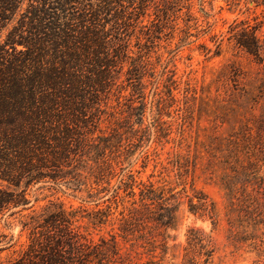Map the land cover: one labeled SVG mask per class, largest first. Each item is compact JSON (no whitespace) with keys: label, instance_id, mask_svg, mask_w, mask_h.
Returning <instances> with one entry per match:
<instances>
[{"label":"trees","instance_id":"obj_1","mask_svg":"<svg viewBox=\"0 0 264 264\" xmlns=\"http://www.w3.org/2000/svg\"><path fill=\"white\" fill-rule=\"evenodd\" d=\"M197 3L204 7L209 1L0 0V221L20 216L19 240L25 238L11 246L17 247L16 256L0 264L118 263L116 238L93 240L83 223L87 217L64 204L29 207L27 192L47 182L57 192L90 191L114 171L113 162L129 154L127 140L133 147L141 141L147 114L154 118L157 140L168 137L162 120L174 106L166 99L176 98L177 80L171 60L164 67L157 57L166 36L179 32L176 19L182 13L192 18ZM235 24L231 38L260 59L257 30ZM193 27L186 25L180 42L193 37L191 31L198 29ZM263 128L224 143L218 157L230 235L256 253L255 264H264ZM177 165L184 168L182 157ZM136 184L127 188L133 196ZM192 191L186 196L189 211L216 224L215 205ZM141 197L148 219L165 229L173 226L178 210L169 206L164 191L150 185ZM89 218L92 226L104 224ZM125 222L127 234L142 221L136 214ZM190 242L205 247L204 239ZM147 246L151 253L158 248L154 241ZM160 246L165 254L171 249L166 239ZM209 257L202 262L187 253L172 264H207Z\"/></svg>","mask_w":264,"mask_h":264},{"label":"rangeland","instance_id":"obj_2","mask_svg":"<svg viewBox=\"0 0 264 264\" xmlns=\"http://www.w3.org/2000/svg\"><path fill=\"white\" fill-rule=\"evenodd\" d=\"M208 1L204 7L198 3L194 6L192 18L180 14L175 21L179 32L166 36L159 48L161 55L157 61L164 62L165 67L171 60L169 69L177 80L176 98L174 101L166 99V103L174 106L162 120V133L168 137L157 140L154 118L147 114L138 133L141 141L133 147L127 140L124 149L129 154L113 162L114 171L107 173L90 191L75 193L63 188L62 192H57L54 185L47 182L27 192L29 207L40 210L51 202L64 204L87 217L83 223L89 226L93 240L116 238L121 258L117 264L151 261L172 264L182 261L187 253L199 255L202 262L209 255L207 264H255L260 260L247 244L241 247L230 235L227 196L221 185L223 171L218 157L224 143L244 131L251 130L255 134L264 127V0L258 3L239 0L234 4L225 0ZM236 20L257 30L262 45L260 59L231 38ZM187 24L198 29L191 31L192 38L180 42L181 31ZM262 139L264 145V128ZM181 157L184 168L179 170L177 159ZM134 181L137 183L135 196L127 189ZM150 185L164 191L170 199L169 206L178 210L171 228L157 226L148 219L150 214L140 199L142 190ZM192 189L215 205L216 224L189 211L186 196L193 195ZM135 201L138 203L133 205ZM131 214H139L142 227L136 228V232L125 228L128 229L125 234V221L131 220ZM89 216L103 219L104 224L92 226L90 221H95L89 220ZM20 218L6 216L0 221L2 262L16 256L17 247L11 246L19 240ZM191 229L200 230L202 235L191 233ZM199 238L205 240V247L201 248L194 241L192 246L190 240ZM163 239L171 248L167 254L160 246ZM19 241L24 242L25 238ZM149 241L158 246L156 252L148 250Z\"/></svg>","mask_w":264,"mask_h":264}]
</instances>
